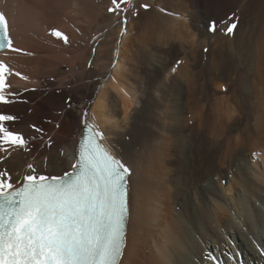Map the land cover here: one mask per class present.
Wrapping results in <instances>:
<instances>
[{"label":"bare ground","instance_id":"1","mask_svg":"<svg viewBox=\"0 0 264 264\" xmlns=\"http://www.w3.org/2000/svg\"><path fill=\"white\" fill-rule=\"evenodd\" d=\"M57 4L0 0L13 45L21 49L0 53L11 70L7 83L38 89H19L13 102L0 104V111L18 117L11 130L29 144L0 147V171L19 184L29 165L40 174L71 170L80 138L76 117L88 110V122L105 131L112 150L132 169L122 264H258L257 248L264 243L258 213L250 214L246 234L233 226L227 210L211 223L188 213L209 189L237 205L264 196V0H131L123 5L126 26L95 23L97 18L90 19L95 25H81L84 16L63 13ZM161 8L176 16L160 14ZM236 9L243 16L231 37L222 21ZM38 18L53 25L39 30ZM213 20L215 33L206 30ZM56 28L69 44L52 35ZM88 32L96 34L88 39ZM39 65L52 71L43 77ZM28 97L36 103H23Z\"/></svg>","mask_w":264,"mask_h":264},{"label":"snow or ice","instance_id":"2","mask_svg":"<svg viewBox=\"0 0 264 264\" xmlns=\"http://www.w3.org/2000/svg\"><path fill=\"white\" fill-rule=\"evenodd\" d=\"M124 2L131 0H112L114 7L109 11L117 12ZM141 7L148 9L150 5ZM127 23L125 17L123 24ZM222 23L227 24L224 34L232 36L239 17L233 13ZM206 30L215 33L217 22L211 21ZM9 32V21L0 11V49L21 51L14 47ZM52 35L66 45L70 43L62 31L54 29ZM10 71L0 61V104H9L17 97L16 93L7 94ZM164 87L162 81L160 90ZM65 107L71 110L70 103ZM89 115L85 110L76 117L80 139L74 162L69 165L71 170L40 174L29 165V174L19 184L13 183L7 172L0 171V264H122L131 226L132 169L112 150L105 131L95 122H88ZM17 119L0 111V147L5 151L11 146L21 149L29 146L22 134L11 130V122ZM221 210H227L233 226L246 234L245 224L250 214L258 213L264 219V196L251 203L242 199L237 205L218 190L209 189L193 202L188 214L193 220L199 218L211 223ZM257 251L258 264H264V243Z\"/></svg>","mask_w":264,"mask_h":264},{"label":"rangeland","instance_id":"3","mask_svg":"<svg viewBox=\"0 0 264 264\" xmlns=\"http://www.w3.org/2000/svg\"><path fill=\"white\" fill-rule=\"evenodd\" d=\"M74 1V2H73ZM79 2H76L75 0H56V3H58L57 4V7H58V9L59 8H61V9H59V10H63V9H65V12H64V10L62 11L63 13H69V12H71L72 14L74 13V15H78L77 16V18H80L79 16L80 15H82V16H86L85 18L84 17H82V18H80L79 20H81L82 21V23H81V25H85L84 23H85V21H86V23H87V21H89V22H91L93 19H96L97 20V22H95V23H98V21L99 22H101L103 19V23H108V24H110L111 22L112 23H114V21L116 22V23H119V25H121V22L124 20V18L125 17H127L128 16V13H126V12H124L123 11V9H125L126 7H123V5L124 6H126V2H124V3H122L121 4V7H120V9H118L117 10V12H113L112 13V15H113V17H116L117 16V18H111L112 17V15L110 14L111 13V11H108L110 8H113L114 7V5H113V3H112V0H96L97 2H94L95 0H78ZM92 1V2H91ZM65 2H67V3H65ZM69 2V3H68ZM76 2V3H75ZM85 2V3H84ZM88 2H89V4H88ZM91 2V3H90ZM118 2H120V0H118ZM71 3V4H70ZM74 3V4H73ZM87 3V4H86ZM93 3V4H92ZM97 3V4H96ZM102 3V4H101ZM61 4V5H60ZM69 4V5H68ZM78 4V5H77ZM95 4H96V7H98V8H96V7H94L95 6ZM101 4V5H100ZM75 5V6H74ZM84 5H87L88 7H86L87 9H85V7H84ZM90 5V6H89ZM98 5V6H97ZM106 7H104V6ZM77 6V7H76ZM100 6H101V8H100ZM64 7H69V8H64ZM71 7H74V10L75 11H77L76 13H75V11H71ZM78 7H80L79 9H78ZM93 7V8H92ZM105 9H107V11H102V9L103 10H105ZM109 8V9H108ZM66 9H68V10H66ZM96 9V10H95ZM98 9V10H97ZM85 10V11H84ZM99 10L100 11H102L103 13H101V12H99ZM240 9H236V11H234V12H231L230 14H229V17L230 16H232L231 14L232 13H235L236 14V16L238 15L239 16V23H240V20H241V16H243V15H241L239 12ZM79 11V12H78ZM90 11V12H89ZM98 11V12H97ZM122 11V13H120L121 15H118L119 14V12H121ZM160 11V12H159ZM159 13L160 14H162V15H168V17L169 16H171V17H175L176 15H174L173 13L174 12H171V10H167V9H159ZM110 14L109 16H108V13ZM98 13H100L99 15H98ZM105 13V14H104ZM107 13V14H106ZM124 13V14H123ZM125 13H126V15H125ZM80 14V15H79ZM86 14V15H85ZM115 14V15H114ZM123 14V15H122ZM176 14V13H175ZM88 15H90V18H88L89 16ZM98 15V16H97ZM105 16L106 15V17H104L103 18V16ZM125 15V16H124ZM94 16V17H93ZM96 16V17H95ZM102 16V17H101ZM108 16V17H107ZM111 16V17H110ZM76 17V16H75ZM118 17H119V19H121L122 17V19L121 20H119L118 19ZM241 17V18H240ZM92 18V20L90 21V19ZM105 18H109L108 19V22H104L105 20L107 21V19H105ZM235 18V17H234ZM233 18V19H234ZM85 19V20H84ZM98 19H100V20H98ZM110 19H112V20H110ZM35 20H37V19H35ZM34 20V21H35ZM119 20V21H118ZM127 20H128V17H127ZM39 23H38V22ZM37 21H35V23L34 24H36V25H38L37 26V29H39L40 30V28H41V26L43 25L44 27H46V26H49L50 24L51 25H53L52 23H50L49 21H44V20H41V19H39L38 18V20ZM40 21H42V22H40ZM80 21V22H81ZM45 22V23H44ZM87 23V24H90V23ZM94 21H92V23L91 24H94L95 25V23H93ZM70 23H71V25H72V27L75 29L76 28V26H77V24L75 23V22H72V21H70ZM123 23V22H122ZM239 23H238V25H239ZM44 24H46V25H44ZM113 25H115V23L113 24ZM169 25V24H168ZM116 26V25H115ZM123 26H124V24H123ZM166 26H167V24H166ZM78 34H81V31H79V32H77ZM96 33H92V32H90V34H89V32H88V35H87V38L89 39V38H93L94 37V35H95ZM89 36V37H88ZM92 36V37H91ZM233 36V35H232ZM231 36V37H232ZM87 40V39H86ZM94 40V39H93ZM83 44L85 45V43L83 42ZM83 45V46H84ZM70 56H71V54L70 53H67L66 54V58H70ZM92 60H93V57H92V59H90V61L92 62ZM90 61L88 62V63H90ZM78 63L80 62L79 60L77 61ZM43 65V64H42ZM39 67H41L40 65L38 66V67H36V68H38V69H40L39 71H40V74L42 73V76L43 77H46L51 71H52V68H50V67H48L49 69H51V70H49L48 68H46V65L45 66H42L41 68H42V70H41V68H39ZM60 67H63V70H69L70 69V67L69 66H66V65H64V64H61L60 65ZM91 67H93L92 66V63H91ZM37 69V70H38ZM44 71V72H43ZM67 72V71H66ZM112 72V71H111ZM110 72V73H111ZM29 75V74H28ZM45 75V76H44ZM41 76V77H42ZM27 78H28V80H31V79H33V77H32V75H30L29 77L28 76H26ZM31 78V79H30ZM25 81H27V80H25ZM11 83H13V82H11ZM10 83V84H11ZM14 84H16V82L14 81V83L13 84H11L10 85V88H9V90H11V91H9L8 90V94H10V92L11 93H16V91L17 90H19V89H21V90H23V91H29L30 93H37L38 92V89H33L35 92H33V91H31V89H32V87H30V88H25V87H22L23 85H21V84H16V85H14ZM19 85V86H18ZM14 86H16V87H14ZM24 88V89H23ZM34 88H36V87H34ZM43 89H41V91H42ZM17 93H19V92H17ZM27 101V102H26ZM36 99H33L32 100V98H31V100H30V98L28 97V99H24V102L23 103H25V104H27L28 103V105L29 104H31V103H36ZM80 103H81V101H80ZM6 105H9V104H6ZM74 105H76V102H73L72 104H71V107L72 106H74ZM65 110H68L66 107H65ZM10 112H13V111H10ZM51 122H52V120H48L47 122H46V124H51ZM36 127V126H35ZM13 130V129H12ZM33 130H34V127H33ZM14 131V130H13ZM53 139H56V137H52ZM7 147V146H6ZM19 148V147H16V146H11V147H8V149L10 148ZM8 151V150H7ZM223 184L225 185L226 184V182L224 181L223 182ZM178 210L180 209V207H178L177 208Z\"/></svg>","mask_w":264,"mask_h":264}]
</instances>
